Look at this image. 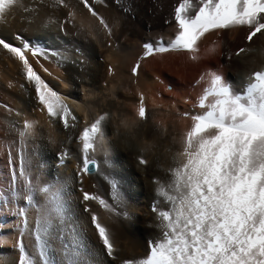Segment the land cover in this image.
Wrapping results in <instances>:
<instances>
[{"label":"bare ground","instance_id":"bare-ground-1","mask_svg":"<svg viewBox=\"0 0 264 264\" xmlns=\"http://www.w3.org/2000/svg\"><path fill=\"white\" fill-rule=\"evenodd\" d=\"M89 2L111 27V35L81 0H64L62 5L54 0H23V8L13 7L0 21V38L14 46H20L22 40L30 41L47 51V58L33 57L30 52L28 58L77 117L75 126L68 129L60 120H50L41 110L21 62L0 46V192L4 194L0 201V238L5 241L0 245L4 257L0 264H17L19 258L17 241L22 218L17 213L20 207H28L23 199L24 181L18 175L21 154L34 181L38 178L41 183L65 182L67 199L83 228L94 264H122L126 259L143 257L149 250L148 241L160 234L153 206L166 207L156 196L154 179L167 178L166 170L177 149L174 138L178 139L191 123L182 114L200 111L194 106L206 83L198 85L197 80L203 73L215 71L239 89L255 71L264 68V55L260 54L264 36L258 34L247 42L248 29L243 27L207 35L196 61L184 52L140 60L145 42L174 38L173 10L178 0ZM73 13L74 18L70 15ZM214 43L218 45L216 51L210 52ZM240 48L256 51L237 55ZM138 61L141 67L138 75H133L132 68ZM140 93L145 97L146 121L136 117ZM105 113L109 115L105 122V147L117 164L115 172L122 181L131 220L104 211L95 201H83L86 191L111 202L104 174L113 169L104 164L103 151L95 154L99 171L77 175L82 162L77 137L86 123ZM125 119L135 121V127L125 129L121 124ZM25 120L35 121L36 126L21 145L18 133ZM65 151L68 156L61 162L60 155ZM140 155L148 160L147 166L139 164ZM13 188L21 192L20 199L12 197ZM37 199L43 202L42 196ZM86 207L111 230L118 250L114 258L104 251ZM35 216V209L28 208L30 228ZM23 243L33 251L30 235L23 237ZM53 243L59 249V242Z\"/></svg>","mask_w":264,"mask_h":264},{"label":"snow or ice","instance_id":"snow-or-ice-1","mask_svg":"<svg viewBox=\"0 0 264 264\" xmlns=\"http://www.w3.org/2000/svg\"><path fill=\"white\" fill-rule=\"evenodd\" d=\"M54 3L62 5L64 0H54ZM81 3L111 35V27L89 0ZM17 6L23 8V0H0V21ZM70 15L74 18V13ZM173 20L174 38L167 42L163 38L145 42L140 60L156 54L184 52L196 61L200 44L207 35L234 28L248 29L246 41L252 42L258 34L264 36V0H178ZM0 46L21 62L24 76L34 86L38 104L48 118L60 120L65 129L74 127L77 117L72 109L28 58L29 52L33 57L47 58V51L23 40L20 46H14L0 38ZM217 46L214 43L209 51L215 52ZM252 51L256 50L240 48L236 54ZM260 54L264 55V49ZM140 67L138 61L132 68L133 75H138ZM201 82L206 86L194 106L200 111L182 114L191 123L178 139L174 138L177 149L166 170L167 178L154 179L156 196L166 206L162 209L157 204L152 209L160 234L148 241L149 250L143 257L126 259L122 264H264V68L255 71L239 89L215 71L203 73L196 83ZM139 95L136 117L146 121L145 97L142 93ZM108 119L107 113L102 114L80 131L77 139L82 162L77 175L82 177L99 171L95 154L103 151L104 164L113 169L104 174L111 202L86 191L83 201H95L104 211L131 220L122 181L115 172L117 164L105 147ZM121 124L125 129L135 127V121L127 119ZM35 126V121H24L18 133L21 145L33 134ZM67 156V151L61 153V162ZM138 162L148 164L143 155ZM18 175L24 181L23 199L28 207H20L17 213L22 218L17 264H94L83 228L67 199L65 182L41 183L38 178L34 181L24 167L22 154ZM16 181L14 169L13 185ZM38 195L43 197V202L37 199ZM12 197L20 199L21 192L13 188ZM3 200L4 194L0 192V201ZM28 208L36 211L31 228ZM84 210L91 213V224L107 256L114 258L118 250L111 230L90 208ZM26 234L34 240L31 252L23 243ZM54 241L59 242V249ZM4 242L0 238V245ZM3 259L0 254V261Z\"/></svg>","mask_w":264,"mask_h":264}]
</instances>
